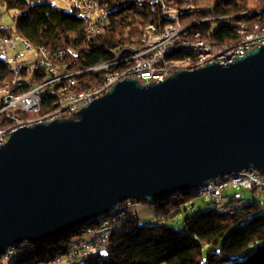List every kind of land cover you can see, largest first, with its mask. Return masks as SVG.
Masks as SVG:
<instances>
[{
    "label": "water",
    "instance_id": "1",
    "mask_svg": "<svg viewBox=\"0 0 264 264\" xmlns=\"http://www.w3.org/2000/svg\"><path fill=\"white\" fill-rule=\"evenodd\" d=\"M264 176V43L142 84L124 78L73 117L0 146V254L233 173Z\"/></svg>",
    "mask_w": 264,
    "mask_h": 264
},
{
    "label": "trees",
    "instance_id": "2",
    "mask_svg": "<svg viewBox=\"0 0 264 264\" xmlns=\"http://www.w3.org/2000/svg\"><path fill=\"white\" fill-rule=\"evenodd\" d=\"M53 1L0 0V16L12 14L14 22L10 28L0 26V36L16 35L35 48L64 51L68 54L71 70L90 69L113 60L124 48L141 45L147 26H154L158 32L175 24L153 0L141 3L95 0L108 9L109 14L101 34L88 37L85 22L76 11L69 7L59 8ZM174 5L180 9L181 25L207 17H228L193 28L198 37L215 47L232 46L245 35L264 28V0H188L175 1ZM191 57L189 52H176L172 56L177 67L192 63ZM8 72L0 60V88L8 82ZM104 76L98 72L82 75L78 78L77 91L100 85ZM21 87L26 89L24 84ZM43 98L39 113L22 114V118H37L52 107L50 95L45 93ZM6 125L0 118V127ZM196 196L190 191L152 203L143 202L153 205L157 223L143 226L138 216L133 217L129 211L117 224L106 249L92 253L78 264H264V214L257 201L247 200L241 210L230 216L213 206L199 213L184 209L191 210L192 214L186 217L183 231L160 223V220L172 219ZM89 225L41 243L16 244L10 264H47L62 257L73 241L85 236Z\"/></svg>",
    "mask_w": 264,
    "mask_h": 264
},
{
    "label": "built area",
    "instance_id": "3",
    "mask_svg": "<svg viewBox=\"0 0 264 264\" xmlns=\"http://www.w3.org/2000/svg\"><path fill=\"white\" fill-rule=\"evenodd\" d=\"M159 4L160 6L166 4V0H161ZM91 10H97V8L75 10L76 13H83L85 18L90 19L88 37L95 36V31L102 30L103 25L102 16L104 12H99V17H91ZM173 18H175V25L176 22H181V18H176L175 15H173ZM203 23H206V18L198 20L197 25L185 24V29L179 30V34H163L162 31L158 30L157 38H151L144 50H128L115 55L113 60L103 66L105 76L102 83L92 87L97 88V95L84 99L74 98V91L78 87V78L84 74H78V70H71L70 65H67V71H57V74H49L48 66H57V64L47 62V55H43V58L33 56L32 59H23V51L26 47L17 46L18 38H15L14 46L0 49L10 55L18 68L15 85H12L11 88H4L6 97H0V109H2V101H9L10 99H18L17 108H33L35 105L44 103L43 95L45 93L51 95L54 87H63L64 96L59 98L60 112L56 113L54 117L46 119V122L73 117L82 107L104 95L113 84L124 78H134L142 84L162 81L177 70L194 69L213 61L223 64L230 63L248 50L264 43V40L245 37V43L236 44L232 48L215 47L207 44L200 37H194L193 28ZM188 47L196 48V55L191 57L194 58V65L174 67L172 56L176 52L188 53ZM51 54L65 56L67 53L64 51H51ZM120 68H127V77L116 78V70ZM68 73H77V80H68ZM23 84L26 89L21 87ZM3 122H11V129L0 127V146L6 143L9 135L20 127V123H17L16 119L6 116L4 112ZM243 192H258L264 200V176L254 170L233 173L232 181H227L226 185L216 186L215 193L206 200L215 208L232 209L233 215L248 203L242 195ZM139 204L133 201L121 203L114 210L115 218H111V221H107V223L93 229H87L85 236L73 241L64 256L55 258L47 264H78L84 257H89L97 251H104L111 234L116 230L117 224L127 217L129 211H131L133 217L137 216L134 209ZM148 206L153 210V205L148 204ZM14 254V247H10L0 254V260H7Z\"/></svg>",
    "mask_w": 264,
    "mask_h": 264
},
{
    "label": "bare ground",
    "instance_id": "4",
    "mask_svg": "<svg viewBox=\"0 0 264 264\" xmlns=\"http://www.w3.org/2000/svg\"><path fill=\"white\" fill-rule=\"evenodd\" d=\"M60 1V0H58ZM64 1V3L74 10H83V9H96L97 10H91V17H99V12H104V15L102 16V24L104 25L105 20L108 17L109 11L108 9L102 7L97 1L95 0H70V1ZM139 3L146 1V0H135ZM158 3H161V0H154ZM188 0H183L182 2H187ZM57 2V0H56ZM175 1L173 0H166V4H161V9L164 12V15L167 19L175 21V18H173V15L176 16V18L180 17V9L176 8L174 5ZM190 7V5H186V8ZM78 16L85 22V32L88 36L90 33V19L85 18V15L83 13H77ZM228 17H219V18H206V22L210 21H216V20H226ZM197 22L190 23L187 25H197ZM185 25H181L179 22H176V25H171L166 27L164 30H162L163 34H179V30H184ZM102 30L95 31V36L101 34ZM158 32L156 31L154 26H147L145 28V32L143 34L142 38V44L138 46H130L127 48H124L117 52L116 55H119L120 52L128 51V50H144L145 47H147L149 40L151 38H157ZM5 38H0V49H5L6 47L14 46V39H17V46L20 47H26L23 51V59H32L33 56H36V58H43V55H47V62H52L53 64H57V66H48V73L49 74H57V71H67V65H70V61L68 58V54L65 56H59L56 54H51V50L45 49V48H35L32 46V44L19 36L11 35V36H0ZM194 37H198L197 33H194ZM245 37H252L255 40H264V28H261L255 32H252L250 34L245 35L239 42V43H245ZM236 44L232 45L235 46ZM232 46H224L222 48H232ZM188 52L192 55H196V48L195 47H188ZM115 58V57H114ZM0 60L6 65L9 73V80L6 82V84L0 88V97H6V90L4 88H11L12 85H15L16 78L18 76V68L13 62V59H11L10 55L6 51L0 50ZM109 62L99 64L97 66H94L90 69H84V70H78V74H86V73H103V66L108 64ZM194 65V58L192 63L188 64L187 66H193ZM174 67L175 66L174 64ZM127 77V68H120L116 70V78H124ZM68 80H77V73H68ZM97 95V88H89L87 90L83 91H74V98L75 99H84L88 97H95ZM60 96H64V88L63 87H54L52 94L50 95V102L52 103V107L46 109L42 114H40L37 118L34 119H23L22 114L26 113H39L40 110L43 107V103H40L38 105H35L33 108L30 109H20L18 107V99H10L9 101H2V109H0V118L3 119V112L6 116H10L12 119H16L17 123H20V127L22 126H29L35 123L39 122H46V119L54 117L56 113L60 112ZM7 125L4 127V129H11V122H5ZM227 181H232V174L215 179L209 183H207L205 186L196 188L192 190L191 192L195 193L199 197L204 198H210L215 193L216 186L218 185H226ZM216 210L220 213L228 214L229 216L232 215V209L229 208H216ZM111 218H115V211L110 213L107 216L100 217L96 219L95 221L89 223V227L87 229H93L97 226H100L102 224L107 223V221H111ZM93 224V225H92ZM86 229V230H87ZM15 255V254H14ZM12 255V257L14 256ZM87 257H84L86 259ZM11 259V257H10ZM81 259V262L84 260Z\"/></svg>",
    "mask_w": 264,
    "mask_h": 264
},
{
    "label": "rangeland",
    "instance_id": "5",
    "mask_svg": "<svg viewBox=\"0 0 264 264\" xmlns=\"http://www.w3.org/2000/svg\"><path fill=\"white\" fill-rule=\"evenodd\" d=\"M59 8L62 9H68V6L64 3V1L60 0L56 2V0L53 1ZM14 22L12 20V14H2L0 16V26L10 28L13 27ZM243 197L247 199L248 201H257L261 205V214H264V200L261 197V195L256 192V193H250V192H243L242 193ZM208 198L204 197H199L196 196L192 199L191 204L185 205V207H182L180 212L177 213L172 219H168L167 221L160 220L161 224H168L169 226H172L173 228L183 231L184 224H185V219L187 216L191 215L192 212H202L204 210H209L212 205L206 200ZM192 207V208H191ZM138 210V217L140 224L143 226H152L153 224L157 223V218L154 210L150 209L148 204H139L136 207ZM184 209L190 211H184ZM148 217V218H147ZM12 261V258L7 259V260H0V264H10Z\"/></svg>",
    "mask_w": 264,
    "mask_h": 264
},
{
    "label": "crops",
    "instance_id": "6",
    "mask_svg": "<svg viewBox=\"0 0 264 264\" xmlns=\"http://www.w3.org/2000/svg\"><path fill=\"white\" fill-rule=\"evenodd\" d=\"M141 204H142V203H141ZM149 208H150V207H149ZM150 209H151V208H150ZM134 210L136 211V213H137V216H138V211H137L138 209H137V208H135ZM138 218H139V217H138ZM147 218H148V217H147ZM2 260H5V259H2Z\"/></svg>",
    "mask_w": 264,
    "mask_h": 264
}]
</instances>
